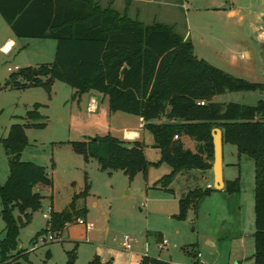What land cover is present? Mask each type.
<instances>
[{
  "label": "rangeland",
  "instance_id": "obj_1",
  "mask_svg": "<svg viewBox=\"0 0 264 264\" xmlns=\"http://www.w3.org/2000/svg\"><path fill=\"white\" fill-rule=\"evenodd\" d=\"M236 1L235 17L244 18L246 43L233 45V40L223 35L226 43L236 46L231 47L233 49L229 52L225 50V58L229 61L237 57L236 62L249 65L250 72H247L248 68L242 71V67L232 74L222 70L224 66L205 48V40L199 39L198 33L191 30L195 45L193 53L197 59L226 74L249 83L264 84V47L260 51L256 44L259 34L264 33V19L261 23L264 0ZM170 2L176 3L177 7L166 5L163 9L157 6L151 9H155L156 13L159 10V14L170 12L168 18L173 21H150L148 19L151 18L147 17L143 25L164 24L172 27L177 35H184V14L191 9L189 0ZM207 16L201 13L198 22L192 21L191 17L188 25H199L202 21L205 24ZM152 19L159 18L155 16ZM8 34H11L9 29H0L1 43ZM18 42L24 46L28 43L29 47L22 50L19 47L8 55L0 52V185L5 184L9 174L1 140L6 139L11 127L16 125H44L42 128L24 129L27 145L20 153V161L43 167L52 181L50 190L37 191L41 196L39 206L34 211L25 212L29 215L27 221L18 208L11 210L18 226L17 249L20 247L27 254V260L22 262L66 264L71 252L75 254L73 264H88L94 258L100 264H140L144 256L167 264L249 262L253 255L255 232L254 163L251 159L243 155L237 159L236 147L224 143V180L239 178V191L233 194L226 193L225 189L212 191L199 200L195 208L188 207L184 217L180 218L179 199L194 190L206 189L207 183L213 189L211 180L203 177L197 179V171L192 170L191 174L179 175L178 181L172 185L174 193L160 189V180L170 174L172 168L166 163H158L160 151L147 129H144L139 142L144 160L148 163L144 170L137 171L132 180L120 170L111 173L102 171L96 159L84 157L77 151L82 148L81 143H86L85 147L90 139L108 135L122 141L124 129L138 130V120L125 113L109 112L107 97H96L97 110L90 112V96H74L75 90L60 82L55 83L52 96L42 88H13L10 77L19 71L14 67L24 69L34 66L36 62H52L55 49L52 40H44L43 43L38 40ZM239 54H243L244 58H239ZM8 68L12 71H8ZM16 81L25 83L20 77ZM260 100L264 101V92L226 93L220 97L224 103L245 106H256ZM36 104L40 106V119L28 120L27 113ZM165 122L164 118L154 121L155 124ZM72 143H77L76 148ZM133 144L126 143V146L131 148ZM231 164L232 168L227 166ZM1 210L0 201V241L6 236ZM54 211H66L71 218L61 229L52 231L43 215L50 218ZM77 218L91 224L92 228L87 230L85 225L77 224ZM52 234L55 242L40 243ZM124 236L129 238L132 246L130 252L121 245ZM162 241H166V248L160 250L158 245ZM238 251L243 252V257L237 255ZM197 253L200 255L198 258L194 257Z\"/></svg>",
  "mask_w": 264,
  "mask_h": 264
},
{
  "label": "trees",
  "instance_id": "obj_2",
  "mask_svg": "<svg viewBox=\"0 0 264 264\" xmlns=\"http://www.w3.org/2000/svg\"><path fill=\"white\" fill-rule=\"evenodd\" d=\"M11 4L14 0H0V15L17 37L56 42L53 62L36 68L38 75H34V68L19 70L10 77L12 87L42 88L50 95L53 83L58 81L75 90L74 96L95 91L107 97L111 113L141 118L160 151L158 163L172 168L159 182L164 190L180 172L212 168L214 128L221 130L223 143L236 147L238 157L243 155L253 161L252 260L254 264H264V101L256 106L212 101L214 96L226 93L264 92V84L238 79L197 59L191 41L183 40L168 25L145 26L125 13L101 7L95 0H18V10L10 11ZM123 67L127 69L121 76ZM17 77L25 83H17ZM39 107L36 104L27 113L28 120L40 119ZM161 118L166 122L153 123ZM43 126H12L8 137L1 140L9 174L5 184L0 185L1 217L6 231L0 241V264H23L17 257L21 253L16 244L18 226L11 210L18 208L27 221L29 215L25 212L36 210L41 198L34 188L52 186L43 167L20 161V153L27 145L24 129ZM182 138L195 143L194 152L184 147ZM84 144L77 150L84 157L96 159L102 171H123L129 180L148 165L138 143L129 148L108 135L90 139L85 147ZM239 187L236 178L225 182L224 189L233 194ZM212 191L216 190L198 189L182 197L178 201L180 218L188 207L195 208ZM70 218L66 211L51 212L49 229H61ZM74 260L71 252L66 264H73ZM88 264L100 263L94 258ZM140 264L167 263L143 257Z\"/></svg>",
  "mask_w": 264,
  "mask_h": 264
},
{
  "label": "crops",
  "instance_id": "obj_3",
  "mask_svg": "<svg viewBox=\"0 0 264 264\" xmlns=\"http://www.w3.org/2000/svg\"><path fill=\"white\" fill-rule=\"evenodd\" d=\"M95 1H97L99 3V5L103 8L110 7L112 10H115L118 13H121V14L125 13L127 15V17H129L130 19L138 21L142 24H143V22H145V18L147 19V17L151 18V19H148L150 21H158V22H162V21L171 22V21H173L172 18H168V16L171 14L170 12H164V13L159 14V10L156 13L155 9H151L152 7L157 6L158 8L162 7V9L166 5L177 7L176 3L172 4L170 2L172 0H169V2H166L165 0H147V1L146 0H95ZM183 1H185V0H183ZM236 2H237L236 0H189L191 11L186 10L185 14H184L186 31H184V35H179V36L183 37L184 40H186V39L190 40L192 45H193V52H195V45L193 43V39H192L190 31L193 30V31L197 32L199 37H201L199 39L205 40V43H204L205 48L208 51H210L212 55L215 56L214 58L217 57L216 60L219 64L224 66L221 68L222 70H225V71L232 74V72H236L240 69V68L237 69L238 67H242V71H246L248 68L247 72L249 73L250 72L249 65H244L243 63L238 64V62H236L237 57H234L233 60L231 59L229 61L226 60V58H225V50H227V52H229L231 49H233L231 47H236V46H231L230 44L226 43L222 39L223 35L224 36L226 35L227 38L229 37L230 40H233V43H232L233 45H235L237 43L238 44L239 43L240 44L246 43V38H245L244 31H243L244 18L241 16L235 17V10H234L235 7L234 6H235ZM146 4H148L150 6H147ZM10 6H11L9 8L10 11L18 10V0H14V5L11 4ZM201 13L203 15H206V16L208 15L206 17L207 20L205 21V24L202 21V23H199V25L195 24L194 26L193 25L189 26L188 21L191 19V17H192V21L196 20L198 22V19H199L198 15H200ZM155 16H158L159 19L153 20L152 17H155ZM263 19H264V17L262 18L261 23H263ZM202 20H204V19L202 18ZM3 25H5V26H3ZM0 29H3V30L9 29V31L11 32V34H8L7 39L3 43H1V41H0V52L3 55H8L11 52H13L15 49H18L19 47L21 48V50L23 48L29 47L28 43H26V45L24 46V45L19 44L18 40H28V41L29 40H34V41L38 40V41H42V43L44 42V40H50V39H41V38H19V37H17L13 33V31L11 30L10 26L4 21V19L2 18L1 15H0ZM52 41H54V40H52ZM256 44H257V47L261 51L262 48L264 47V33L259 34V39H258V41H256ZM6 46H7L8 50L5 51L4 48ZM55 48H56V42H55ZM54 55H55V49H54V54H53V60H54ZM243 58H244V55L241 59H243ZM53 60H52V62H53ZM52 62H46L43 64L49 65ZM43 64L36 62L34 66L30 65L29 67H26V68L36 69L40 65H43ZM261 65L263 67L262 63H261ZM14 70H21V69H19L18 67H14ZM228 70H231V71H228ZM8 71H12V70L10 68H8ZM236 78H238V77H236ZM56 82H58V81H55L51 87L50 96H52L51 94L53 93L52 91L54 89ZM86 95L90 96L91 101H93L95 103V106H96L94 111L90 110L89 107H88V110L90 112H95L97 110V98L96 97H100V98L104 99V96L98 92L90 91L86 94L81 95V97L86 96ZM221 96H223V95L214 96L212 98V101L216 102V103H223L224 104V102L220 101ZM107 102H108V99H107ZM107 110H108V105H107ZM117 113H115V114H117ZM115 114H112V115H115ZM133 117H135V116H133ZM135 119L138 120V125H139L138 130L124 129V131H123L124 135H123V138L121 140L124 143L134 142V143H138L140 145L139 142H140V139L142 137V133L144 134V131H145L144 130L145 129L144 128L145 122H143V120L139 117H135ZM153 123H154V121H153ZM221 136H222V132H221ZM182 141H183L184 147L186 149H189V150L194 152V147H195L194 142L190 141L187 138H182ZM193 144H194V146H193ZM223 144L224 143L222 142V146H223ZM189 145H190V147L187 148V146H189ZM140 147H141V145H140ZM142 150H143V148H142ZM236 157L238 159V154ZM233 164L227 165V166H230V168H232ZM196 171L198 173V174H195L197 179L199 177H203L205 179L208 178L211 180V183H213V187H214V177H213L212 168L210 170H207V171H200V170H196ZM186 173L191 174L192 170L191 171H183V172H180L179 174H177L174 181L168 186L167 190H164L163 188H161V186H159L160 189L167 191V192H173L174 193L172 185L176 181H178L179 175H183V174L187 175ZM222 177H223V183H224V187H225L224 165H223V149H222ZM227 181H229V180H227ZM208 185L211 186L210 183H207L206 188H208ZM224 187H223V189H224ZM51 188H52V186L51 187H43V186L38 185L34 188V191L40 192L43 190H50ZM201 190H203V189H201ZM182 197H184V196H182ZM54 213H61V212L54 211ZM19 248L20 247H18V250H19ZM20 250H21V253L18 256V260H19V262H21L23 264H27V263H24L21 261V260H25V261L27 260V258H26L27 254H26V252H24L22 250V248H20ZM253 253H254V250H253ZM237 255L240 257H243V252L240 251ZM238 256H236V257L240 258ZM144 257H147V256H144ZM249 261H253L252 257ZM242 263L243 262L237 261L234 264H242Z\"/></svg>",
  "mask_w": 264,
  "mask_h": 264
},
{
  "label": "water",
  "instance_id": "obj_4",
  "mask_svg": "<svg viewBox=\"0 0 264 264\" xmlns=\"http://www.w3.org/2000/svg\"><path fill=\"white\" fill-rule=\"evenodd\" d=\"M126 67H123L120 75L126 71ZM34 75H38L36 69L33 70ZM212 137V150H213V161H212V172L214 177V187L216 191H220L224 187L223 177H222V136L221 130L214 128L211 131Z\"/></svg>",
  "mask_w": 264,
  "mask_h": 264
},
{
  "label": "built area",
  "instance_id": "obj_5",
  "mask_svg": "<svg viewBox=\"0 0 264 264\" xmlns=\"http://www.w3.org/2000/svg\"><path fill=\"white\" fill-rule=\"evenodd\" d=\"M238 56H239L240 58L243 57L242 54H239ZM199 105H201V106L204 105V102H199ZM89 108H90V110H92V111L95 110L96 106H95V103H94L93 101H91V104L89 105ZM174 139H175V140L178 139L177 136H175ZM208 188H211V186L208 185ZM43 219L48 220V221L50 220L49 216H47V215H45V214L43 215ZM76 222H77V224H79V225H85V228H86L87 230H90V229L92 228V225H91V224L86 223L84 220H82V219H80V218H77V219H76ZM48 227H50L49 224H48ZM45 241L48 242V243H50V242H55V241H56V238H55V236L52 234V235H49V236L47 237V239H43L40 243L43 244ZM121 245H122V247H123V249H124L125 251L130 252L131 249H132V246H131V244H130V242H129V238L126 237V236H124ZM165 248H166V241H162V243H160V244L158 245V249L162 250V249H165ZM199 256H200V255H199V253H198V254H197V258H198ZM242 264H254V262H253V261H249V262L242 263Z\"/></svg>",
  "mask_w": 264,
  "mask_h": 264
},
{
  "label": "bare ground",
  "instance_id": "obj_6",
  "mask_svg": "<svg viewBox=\"0 0 264 264\" xmlns=\"http://www.w3.org/2000/svg\"><path fill=\"white\" fill-rule=\"evenodd\" d=\"M4 50H5V51L8 50L7 46L4 48Z\"/></svg>",
  "mask_w": 264,
  "mask_h": 264
}]
</instances>
